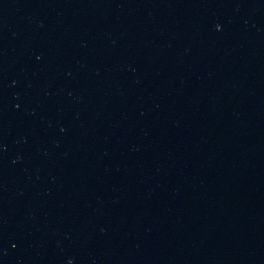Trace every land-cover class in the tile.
<instances>
[{
	"label": "water",
	"instance_id": "1",
	"mask_svg": "<svg viewBox=\"0 0 264 264\" xmlns=\"http://www.w3.org/2000/svg\"><path fill=\"white\" fill-rule=\"evenodd\" d=\"M0 264H264V0H0Z\"/></svg>",
	"mask_w": 264,
	"mask_h": 264
}]
</instances>
